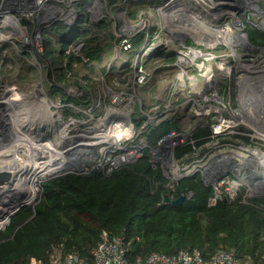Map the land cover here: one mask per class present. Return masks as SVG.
Listing matches in <instances>:
<instances>
[{
    "label": "rangeland",
    "instance_id": "obj_1",
    "mask_svg": "<svg viewBox=\"0 0 264 264\" xmlns=\"http://www.w3.org/2000/svg\"><path fill=\"white\" fill-rule=\"evenodd\" d=\"M86 1L87 0H85V2ZM161 1L162 0H154L149 3L138 1V3H130L124 2V0H117L114 7L106 5L107 0H103L100 6V15L98 11V17L95 20L89 18L88 13L90 11L83 12L85 18L92 24H96L100 20H107L111 31L110 34L113 35V38L116 40L115 42H117V38L120 39V35L122 34L120 30L124 24L136 25L140 22V25L136 28L137 33L144 31V37H146V34L149 36L150 28L154 27L155 31L153 35L157 34L159 41H164V47L161 46L159 49L156 48L146 55V57L139 58L148 73L145 86L139 89H131L136 77L133 71V67L135 66H133V60L136 56V51L131 53H115L113 47L109 54H102L99 62L89 64L74 63L72 65L74 75L70 72L66 74V79L70 82H68L69 86L66 88V93L73 97L82 95L84 92L93 98L90 105L85 108H76L72 103L67 102L66 105H72L73 108L71 109L78 114V117L69 116L65 119L61 117L62 108L59 109L58 104L54 102L47 93V87L55 83V78L53 73L50 74L51 78H48V70L44 67V61H42L40 53L32 50L33 48L29 45L19 47L17 42H15L17 49L11 44H0V124L4 123L0 129V146L3 144L1 147L4 148L6 144L4 136L6 125H8L9 130L12 129L13 132L16 130L17 136H21V138L25 136L32 137L28 136V134H35L36 132L38 137H40V145L51 141L53 142L56 138L55 132H57V124L51 116L55 117L54 113L56 112L59 117V119L55 117L56 120H62L66 123L69 121L65 126L63 139H57L60 145L65 142L66 144H70L69 139L71 138L68 135L72 136L79 134L83 136V131H92V127L95 126L94 131L82 137L81 141H79L83 142L85 140V145L81 144L77 146L84 147V151L89 150L92 152V148L97 144L103 142H106L104 144H111L110 142H116L119 139V135L113 137L111 132L108 131V128L111 127L107 124L112 123L110 118H114L116 122L121 124V131L126 129L124 126L126 123L124 120L125 118H123L122 121L116 113L111 112V99L115 93L122 92L124 95H127V97L131 96L132 103L137 104L132 107L130 111L131 116L132 113L135 112L150 111L152 105H162L172 100L174 97L170 96V88L173 85H182L178 93L189 99H196L207 85L205 83L206 77L210 76L209 85L211 82L213 85L209 86V91L206 95L216 92L218 101L214 104L213 108L208 109L207 113L211 117L210 126L215 129V132L212 133L211 138L209 134V138L207 139V134L200 138V140L204 142L211 141V144H215L216 142L217 145H220L218 150L222 149V146L225 145L222 142L230 140L231 148L221 150L222 153H233L232 150H235L237 155L248 156L249 158L251 157L250 159H253V157L259 158L260 162L263 161L262 165L259 164V160L253 159V162L258 163L260 169H264V136L258 135L264 134V109L261 112L254 113V111H259L261 104L256 105L257 107L251 104L252 108L253 106L255 107L254 110L249 111L244 107L242 111H239L236 100L241 95L239 93L240 87L246 85L244 83L246 80L242 77L245 75L241 74V70L243 69L250 74L257 73V75H255L256 78L251 75L250 78H248L257 80L258 84L255 82V84L252 85V87H255L254 91L260 88V86L258 87L259 83L264 87V45L258 46L250 43L246 32L247 29H256L264 35V30L262 29V24L264 23V0H245L243 6H239L240 0H229L228 5H230V7L219 8L221 14L216 20L218 24L215 25L220 29L240 35L238 29L235 28L237 24L234 22V19L238 18L241 20L240 27L244 29L245 32L244 35L240 36L245 38L246 44L242 51L240 50L237 53L239 56H236V54H233V56L228 47L225 44H221L223 43L221 41L219 45L213 46V48L207 47L213 44L212 41H208L209 39L211 40L212 33L210 36L206 33H203L201 36L196 34V31L192 27L195 26L193 24H197L196 22L198 20L194 19L193 22L188 17L195 18L194 15L195 13L197 14L196 11L200 4L198 1L186 0L183 10L180 12L181 14L176 16L175 20H169L168 18L164 20L161 17V13L154 8V6H159ZM203 1L204 3L202 6L204 11H206L208 1ZM76 5L74 6L76 13L79 9L73 23L76 27L70 30L69 36H65L63 39H53V45L58 46L59 42H67L69 44L67 50L76 55H80V49L84 44V39L74 37L76 36L75 31L77 30V23L79 20L77 17H79L80 14L83 15V13L80 12L82 11L80 7L81 4ZM257 7L258 11L254 10V8ZM164 9L165 8H163V10ZM244 11L246 12L243 15ZM130 12L134 13V20L129 18ZM169 13H166V10H164V16H169ZM227 13L232 14V17H229ZM203 14L206 16L208 13L203 12ZM251 14L255 16H251ZM179 16L182 18L181 21L176 20ZM246 16L249 17V22L247 23ZM225 22L228 24H224ZM180 51H182V57L185 60L181 63L177 61L180 56L178 54ZM221 54V57H224L222 61L218 58ZM173 56H175L173 62L166 61L169 57ZM25 62H28L34 67L33 71L26 70ZM202 67L203 69H201ZM20 69L21 74L28 76V79L21 80L19 78L18 74ZM77 83L80 84L83 89L79 88ZM211 88H213V91H211ZM37 92L38 96H36V101L38 104L36 105L34 101H32V98ZM175 98L180 101L179 97ZM261 101L264 104V96H262ZM40 103H42V108H46V113L43 111L42 113L41 109L39 110ZM48 103L52 106L48 107ZM187 111H189L188 107H185L172 111L168 115L169 121H177L180 133H184L195 126L202 127L205 122L203 117L193 118ZM178 112H183L182 116H180ZM4 115H8L5 116L6 122L1 120ZM245 116H247V118L251 116V118L247 120ZM6 117H9L8 122ZM117 117L118 119H116ZM17 120H20V122H17ZM14 122L15 128H11ZM226 123H231V129H229L230 135H225L227 130L219 132V129H223L222 125ZM46 130H50L51 134L46 135ZM198 130L195 133H197ZM76 139L78 138L76 137ZM188 139L190 138H184L183 140L185 141ZM41 140H45V142L43 143ZM71 141L73 140L71 139ZM79 142L73 141V143ZM20 150H14V153L17 154ZM27 150L30 149L27 148ZM10 153L14 156L12 158L16 161L11 158ZM6 154L7 156H5L4 149H0V155L4 156V158L7 157V161L8 159L11 160L7 163L8 165H12L10 166L12 170L13 168L19 170L16 173H21L24 167L27 169L31 168L32 162H39L38 160L30 159L29 157L32 155L27 152H25V155L20 152L18 156L10 151L7 153L6 150ZM25 162L26 165L23 166ZM2 171L9 172L8 170L0 169V172ZM39 182L40 181H37L38 184ZM15 189H18V187L15 186ZM37 197L38 196L31 200L28 206L32 207ZM253 198L264 199V197H255L254 194L243 191V202Z\"/></svg>",
    "mask_w": 264,
    "mask_h": 264
},
{
    "label": "trees",
    "instance_id": "obj_2",
    "mask_svg": "<svg viewBox=\"0 0 264 264\" xmlns=\"http://www.w3.org/2000/svg\"><path fill=\"white\" fill-rule=\"evenodd\" d=\"M116 2L106 3L115 7ZM84 15L77 17L74 37L84 39L80 55L68 51L67 42L53 45V39L69 36L76 27L61 22H55L43 32L41 55L48 78L51 73L55 78V83L47 87L48 95L61 104L69 102L83 108L93 98L84 92L79 96L68 95L67 72L74 75V63L99 62L102 54L110 52L116 43L107 20L92 24ZM129 18L135 19L133 12ZM151 29L150 35L155 31L154 27ZM246 32L250 43L264 45L260 31L247 29ZM143 38L144 31L133 38L134 50L140 47ZM174 59L173 56L166 61ZM25 68L34 69L28 62ZM18 76L21 80L28 79L21 69ZM78 87L83 89L80 84ZM69 116L78 117V114L71 107H62L61 117ZM170 131H180L177 121L153 124L143 134L145 143L154 147ZM208 133L201 128L191 140L197 146ZM190 151L191 146L185 145L176 149V157ZM165 183L160 170L151 167L146 149L137 161L109 175L92 170L87 174L67 173L49 178L41 183L40 198L33 208L22 207L0 230V264H27L31 258L48 264V254L59 245L64 246L65 252L75 251L81 258L90 260V251L99 241L101 231L123 235L130 259L144 258L152 252L173 255L194 249L206 258L219 247L233 248L241 260L249 257L255 263L264 258V199L243 202L244 189H241L233 200L222 197L215 205L208 206L212 189L203 184L199 175L181 179L173 191L167 190ZM164 195L171 200L183 196L184 200L179 205L166 204L162 201Z\"/></svg>",
    "mask_w": 264,
    "mask_h": 264
},
{
    "label": "built area",
    "instance_id": "obj_3",
    "mask_svg": "<svg viewBox=\"0 0 264 264\" xmlns=\"http://www.w3.org/2000/svg\"><path fill=\"white\" fill-rule=\"evenodd\" d=\"M102 1L103 0H87L86 2L85 0H0V44H11L15 49H17L15 42L18 43L19 47L29 45L33 48L32 50L42 55V34L48 27L55 22H61L67 27L72 26L79 12L78 9L76 13V9L74 8L76 4H81L80 7L83 12L90 11L88 13L89 18L95 20L98 17V11L100 15ZM139 1L149 3L154 0ZM195 1L200 3L196 11L197 14L195 13L194 15L195 18H198L196 19L198 20V25L202 22L218 24L216 20L221 14L219 8L230 7V5H228L229 0H207V9L204 11L202 6L204 1ZM244 1L245 0H240L239 6H243ZM184 2H186V0H162L160 5L154 6V8L161 13V17L164 20L166 18L175 20L176 16L181 14L180 12L183 10ZM163 8H165L164 10H166V13L172 11L171 15L173 16H164ZM254 10L258 11V7L254 8ZM203 12H207L208 14L205 16ZM245 12L246 11H244L243 15ZM227 14L229 17H232V14ZM251 16L255 15L251 14ZM248 19L249 17L246 16V23L249 22ZM176 20L181 21L182 18L179 16ZM22 21H25L26 24L22 23ZM234 22L237 24L235 28L238 29L240 35H244L245 31L240 27L241 20L236 18ZM224 24L228 23L225 22ZM139 25L140 22L136 25L124 24L120 30L122 33L120 39L117 38L116 45L114 44L115 53H131L136 51V56L133 60V66L135 65L133 71L136 77L131 89L144 87L148 77L145 66L140 62L139 58L146 57L152 50L157 48L158 44L164 47V41H159L157 34H152L153 36L150 35L149 30V36L146 34L140 47L134 50L132 40L139 33H137L136 30ZM262 29L264 30V23L262 24ZM211 41L213 44L210 46L205 45L213 48V46L220 44L218 41H214V39H211ZM227 41H229L228 44L225 42L221 44H225L231 54H236V56H239L237 53L240 50L242 51L246 44L245 38L242 36H240V38H227ZM178 54L180 56L177 61L180 63L185 61L182 57V51ZM221 56L222 54L218 57L220 61L224 58ZM83 62H85V60H83ZM201 69H203V67ZM209 86L210 85H206L203 92H200V95H198L196 99H189L178 93L182 85H173L170 88V96L174 97L172 100L168 101L166 104L152 105L150 111L145 110L143 112L132 113V115H135L133 118L131 117L132 115L130 116V111L132 107L137 104L132 103L131 96L127 97V95H124L122 92L115 93L111 99L112 111L111 109L110 111L119 115L118 117L122 121L123 118H125L124 120L126 122L124 124L126 129L120 131L119 139L116 142H110L111 144H104L106 142L97 144L92 148V152L88 150L84 151V147H77V145L69 148L63 154L68 155L65 159V167L51 170L50 172L38 175L34 178L33 181H35V183L33 184H35L36 196H38L34 204H36L40 198L41 183L49 178L62 176L67 173L87 174L92 170H98L104 175H109L115 170L126 167L137 161L141 158L145 149H147V156L151 167L158 168L166 180L165 188L167 190L173 191L178 181L183 178L199 175L203 184L205 186H210L212 189V195L208 199V206L215 205L216 201L220 200L222 197L233 200L241 189H244V191L249 194H254L255 197H264V175L262 174V172L264 173V169H260V161L258 164L253 162V159H249L248 156L237 155L235 150H232L233 153H222L221 150L231 148L230 140L222 142L225 145H223L220 150H218L220 145H217L216 142L215 144H211V141H202L199 145L195 146L194 140H191V137L198 129L207 128L209 130L207 139L209 138V134L211 138L212 133L215 132V129L210 126L211 117L207 111L213 108L218 99L216 98V92L206 95L209 91ZM211 91H213V88H211ZM175 97H179L180 101ZM54 102L58 104L59 109L65 106L73 108L72 105H66L67 103L61 104L57 100H54ZM49 106L52 105L50 104ZM185 107H188L189 111L187 112H189L193 118L203 117L205 120L204 125L202 127L195 126L184 133H180V131H170L168 134L159 138L154 147H148L143 137L148 127L153 124L169 121L168 115L170 112ZM178 114L182 116L183 112H178ZM54 116L58 117L56 112ZM118 117L116 119H118ZM133 120L137 122V126ZM60 121L61 123L64 122L62 120ZM110 121H112V123L116 122L114 118H110ZM3 124H0V129ZM230 124L231 123L223 124V129H219V132L227 130L225 135H230ZM94 130L95 126L92 127V131ZM92 131H83V136L79 134L70 136L67 132L66 133L74 142H79L82 137L87 136V134ZM14 132L13 130H9V126L6 125L4 130L6 142L4 150H7V153L9 151H19L23 149L20 150L21 154L25 155V152H27L33 155L29 157L30 159L39 160V162H32L31 168L36 166L40 169V167L51 164L54 166L57 156L56 152L44 151L43 146L40 145V139L36 132L35 134H28V136L32 137L25 136L24 138L17 136L16 130H14ZM46 134L50 135V130H47ZM258 135L264 136V134ZM76 137L78 139H76ZM184 138L190 139L184 141ZM185 145L191 146L190 153H185L176 157V149ZM1 146H3V144ZM27 148L30 150H27ZM20 152H17L16 155L19 156ZM23 180L27 181L25 179ZM37 181H40L39 184ZM2 189L3 187H0V191H2ZM129 254L128 243L125 241L123 235L114 236L106 231H101L99 241L90 251V260L81 258L75 251L65 252L63 245L54 248L48 254L47 259L48 264H264V258L255 263L249 257L241 260L237 257L236 251L233 248L223 247H219L206 258L203 257L200 250L195 249L180 250L173 255L152 252L144 258L134 259H130ZM27 264L45 263L31 258Z\"/></svg>",
    "mask_w": 264,
    "mask_h": 264
},
{
    "label": "bare ground",
    "instance_id": "obj_4",
    "mask_svg": "<svg viewBox=\"0 0 264 264\" xmlns=\"http://www.w3.org/2000/svg\"><path fill=\"white\" fill-rule=\"evenodd\" d=\"M171 13L172 12L169 13L170 14L169 16H171ZM188 18L191 19L193 22H194V19H198V18H191V17H188ZM193 25H195V26L192 27V28H194V30L196 31V34L198 36H201L203 33H206V34H208L210 36L211 33H212L211 37L214 39V41H218V42L221 41V42H225V43L228 44L229 41H227V38H240L238 33L237 34L236 33H229L227 31H225L224 29H220L217 25H215L213 23L209 24L208 22H202L200 25H198V23L197 24H193ZM208 41H211V40L209 39ZM241 74L245 75V76H242V77H243L244 80H246V82L243 81L246 85H243V87H240V92L239 93L241 95H240V97H238L236 99L239 111H242L244 107L246 109H248L249 111H252V110H254L255 107H257L256 105H260L261 104V108L259 109V111H254V113L261 112L264 109V104L261 101L262 96H264V87L260 83L258 85V87L260 86V88L258 90L254 91L255 87H252V85L255 84V82H256V84H258L257 80L254 79V78H256L255 75H257V73L250 74L249 72L244 71V69H243V70H241ZM250 75L253 76L254 78L253 79H248V78H250ZM249 80H251V81H249ZM209 82H210V76H207L205 83L207 85H209ZM251 82H253V83H251ZM210 85H213V83L211 82ZM36 96H38V92L36 94H34V97L32 98V101H34V103L37 105L38 102L36 101ZM25 102H27V101H25ZM49 103H48V106L50 105ZM251 104H254L255 107L253 106V108H252ZM40 109H41V112L43 111V112L46 113V110H45L46 108L45 109L42 108V103L39 104V110ZM34 114H36V113H34ZM47 115H48V113H47ZM117 116H119V115H117ZM259 116H260V113H259ZM51 117H52V119H54L56 121V124H57V132H55L56 138H55V140L53 142L52 141L49 142V140H48L49 143L42 144L41 146H43V150L44 151H54V152H56L57 156H56V162L54 163V166H53V164L46 165V166L40 167V169H38V167H36V166L34 168H30V169H27L26 167H24L23 172L21 171V173H16L19 170L15 169V168H13V170H12V168L10 167L12 165H8V163H7V162H10L11 160L8 159V161H7L6 160L7 157L4 158V156L0 155V158H2V159H0V169L8 170L9 174H10V176L12 178V181L10 182V184H8V185L5 184V185L1 186V187H3L2 191H0V228L1 229L5 227L9 215L12 214L16 209H18L20 205H23L25 203H30L31 200L35 199L36 190H35V184H33V183H35V181H33L34 178L36 176H38V175H43V174H45L47 172H50L51 170H56V169L65 167L66 166L65 159L67 158V155H63V154L69 148L74 147V145H77V146H79L81 144L85 145V142H84L85 140L83 142H79L80 144H78V143H73V141H71V139H69V143L70 144H66V142L63 143V141H62L63 144L60 145L59 142L57 141V139H61V140L63 139V133L65 132V126L67 125L68 122L67 123L66 122H62L61 123L60 120H56V118L53 117V116H51ZM6 118H7V122H8L9 117H6ZM245 118H247V116H245ZM249 118H251V116H249L247 118V120ZM1 120L5 121V115H4V117ZM13 120H15V119H13ZM17 122H20V120H17ZM9 124H12V123H9ZM249 124H251V123H249ZM107 125L111 127V128H108V131L111 132L113 137H116V136H118L120 134V131H121V129H120L121 128V124L120 123L113 122V123H109ZM11 128H15V122L12 125ZM10 130L12 131V129H10ZM100 133H101V131H100ZM41 141H43V140H41ZM67 141H68V139H67ZM44 142H45V140L43 141V143ZM0 149H4V148L0 146ZM44 151H42V152H44ZM12 152H13V154L16 155V153H14V150ZM1 153H3V152H1ZM229 155H232V154H229ZM5 156H7L6 150H5ZM10 156H11V158L14 157L12 154ZM253 159L260 161V159L256 158V157H253ZM13 160L16 161L15 159H13ZM260 164L262 165L263 161L260 162ZM25 165H26V162H25V164L23 166H25ZM262 174L264 175L263 172H262ZM23 179H25L27 181H24ZM15 186H17L18 189H15ZM6 203H7V205H6Z\"/></svg>",
    "mask_w": 264,
    "mask_h": 264
},
{
    "label": "water",
    "instance_id": "obj_5",
    "mask_svg": "<svg viewBox=\"0 0 264 264\" xmlns=\"http://www.w3.org/2000/svg\"><path fill=\"white\" fill-rule=\"evenodd\" d=\"M161 46H162V45L159 44V45L157 46V49H159ZM11 181H12V178H11L9 172H7V171H2V172H0V187L3 186V185H5V184H7V185L10 184ZM183 200H184V197H183V196H181V197H179V198H177V199H175V200H171V198H169L167 195H164L163 198H162V201H163L164 203H166V204H171V205H179V204L182 203ZM26 205H28V204L20 205L18 209H16L12 214L9 215L5 227L8 225L9 220H10V217L13 216L14 214H16L17 212H19V210H20L22 207L26 206ZM32 216H33V215H32ZM32 216H31V217H32ZM31 217H30V218H31ZM28 220H29V219H28ZM5 227H4V228H5ZM4 228H3V229H4ZM0 230H1V229H0Z\"/></svg>",
    "mask_w": 264,
    "mask_h": 264
},
{
    "label": "crops",
    "instance_id": "obj_6",
    "mask_svg": "<svg viewBox=\"0 0 264 264\" xmlns=\"http://www.w3.org/2000/svg\"><path fill=\"white\" fill-rule=\"evenodd\" d=\"M114 46V45H113ZM112 49H113V47H112ZM105 54H109V52H105ZM93 63V62H92Z\"/></svg>",
    "mask_w": 264,
    "mask_h": 264
},
{
    "label": "clouds",
    "instance_id": "obj_7",
    "mask_svg": "<svg viewBox=\"0 0 264 264\" xmlns=\"http://www.w3.org/2000/svg\"><path fill=\"white\" fill-rule=\"evenodd\" d=\"M28 205H30V204H28ZM28 205H26V206H28ZM34 205H35V204H34ZM34 205H33V206H34ZM31 208H33V207H31ZM1 230H3V229H1Z\"/></svg>",
    "mask_w": 264,
    "mask_h": 264
}]
</instances>
